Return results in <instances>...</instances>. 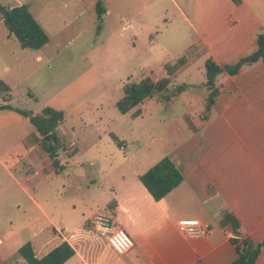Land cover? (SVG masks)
Returning <instances> with one entry per match:
<instances>
[{"label": "crops", "instance_id": "crops-1", "mask_svg": "<svg viewBox=\"0 0 264 264\" xmlns=\"http://www.w3.org/2000/svg\"><path fill=\"white\" fill-rule=\"evenodd\" d=\"M103 6L98 33L114 36L121 61L145 57L163 69L184 57L173 75L196 56L219 66L242 57L249 61L234 75L216 76L217 93L207 112L211 89L206 77L198 84L181 82L186 88L174 98L181 99L184 110L170 124L178 138L165 156L182 181L163 198L164 209L141 183L145 193L130 194L126 202L117 193L114 199L112 190L95 187L94 181L84 189L67 187L80 149L84 153L94 147L104 158L112 154L108 146L101 148L99 133L117 138L112 125L123 115L134 119L130 113L135 108L122 114L114 105L117 100L111 108L100 102L74 105L75 100L59 98L63 88H52L50 82L38 89L28 84L40 77H0L9 88L0 92V221L10 226L0 235V264H27L17 253L25 242L40 258L63 241L74 249L63 264H230L237 256L235 235L219 223L222 211L235 215L242 235L255 242L264 239V63L259 56L251 60L257 34L264 31V0H103ZM18 85L32 91L24 98L32 108L9 103ZM6 106L33 113L49 106L63 112L56 135L60 148L72 141L74 150L60 163L61 170L53 166L29 117ZM117 140V151H124L127 143ZM99 159H90L89 165ZM96 212L107 213L130 235L131 250L118 255L93 231L88 221ZM182 218L199 219L210 226L209 233L185 236L177 226ZM255 264H264V245Z\"/></svg>", "mask_w": 264, "mask_h": 264}, {"label": "rangeland", "instance_id": "rangeland-1", "mask_svg": "<svg viewBox=\"0 0 264 264\" xmlns=\"http://www.w3.org/2000/svg\"><path fill=\"white\" fill-rule=\"evenodd\" d=\"M18 4L28 5L49 39L38 51L21 48L13 36H7L0 18V77H40L28 81V84L38 89L50 82L52 88H63L59 98L75 100L74 105L80 101L89 104L100 102L104 108H111L122 95L121 87L126 80L138 81L145 76L157 80L167 75L159 65H149L150 61L145 57L125 61L116 58L122 52L115 50L117 40L108 31L99 34L96 29L95 0H0V5L4 7ZM38 55L40 59H37ZM171 77L174 84H198L205 77L201 57H194ZM206 83L209 82L206 80ZM111 87L115 89L114 93L109 92ZM27 93L32 94V91L18 85L9 103L25 109L32 108L24 102ZM138 108L141 112L137 117L130 119L123 115L111 127L117 138L127 143L126 149L117 151L112 134L100 132L101 148L108 146L112 154L104 158V154H98L93 147L84 152V157L81 148V157L74 159L70 167L74 175L71 182L66 179L67 187L84 189L90 181H94L95 187H101L106 192L112 190L114 199L117 193L123 202L130 194L145 193L136 175L171 150L178 137L171 131L170 124L181 116L184 105L178 98L163 101L147 98ZM3 113L0 112V115ZM94 157L100 159L90 166L89 161ZM9 228L8 224L0 221V235Z\"/></svg>", "mask_w": 264, "mask_h": 264}, {"label": "trees", "instance_id": "trees-1", "mask_svg": "<svg viewBox=\"0 0 264 264\" xmlns=\"http://www.w3.org/2000/svg\"><path fill=\"white\" fill-rule=\"evenodd\" d=\"M95 12L98 22L96 29L99 31L100 21L105 12L103 0H95ZM0 18L7 31V36H13L21 48L38 50L48 42V34L34 18L27 4H18L11 7L0 5ZM256 43V53L264 63V31L258 32ZM248 61L249 57H242L234 64L223 66L216 64L211 58H207L204 61L205 77L210 82L207 87L211 89L205 103V112L209 110L211 102L217 93L214 87L216 76L221 72L234 75L238 72L239 67ZM184 63L185 58L180 57L171 65L165 64L163 69L167 75L157 80H152L150 77L145 76L138 81L126 80V82H123L121 87L122 95L114 104L117 110L125 114L135 108L130 113V116L134 118L140 114L141 111L137 106L144 99L154 97L163 101L176 97L186 88V85L174 84L171 76ZM8 90L7 84L0 80V92H7ZM28 95L32 96L30 93ZM6 108L12 109L22 116L29 117L53 166L57 170H61L62 167L57 159L61 145L59 144L56 130L63 120V112L49 106L42 107L36 113L11 106H6ZM45 136L54 137L57 145H54L51 141L44 140L43 137ZM113 138L119 143L116 137L113 136ZM138 180L150 197L164 209L163 198L182 181V175L171 158L163 156L146 171L138 175ZM219 223L228 226L230 232L235 235L232 238V242L235 245L237 256L230 264H255L261 247L264 245V239L255 242L249 236L242 235L239 229L240 223L230 211L224 210L221 212ZM17 253L27 264H63L74 254V249L66 241H63L47 254L38 258L35 256L31 243L25 242L18 248Z\"/></svg>", "mask_w": 264, "mask_h": 264}, {"label": "built area", "instance_id": "built-area-1", "mask_svg": "<svg viewBox=\"0 0 264 264\" xmlns=\"http://www.w3.org/2000/svg\"><path fill=\"white\" fill-rule=\"evenodd\" d=\"M73 150L74 142L70 141L65 144L59 152V163H65L71 157ZM88 222L93 231L106 241L114 253L124 255L132 249L133 240L129 234L123 228L117 226L107 213L96 212L91 215ZM177 226L189 238H202L210 231V226L202 223L197 218L179 219ZM2 244L3 239L0 237V247Z\"/></svg>", "mask_w": 264, "mask_h": 264}, {"label": "water", "instance_id": "water-1", "mask_svg": "<svg viewBox=\"0 0 264 264\" xmlns=\"http://www.w3.org/2000/svg\"><path fill=\"white\" fill-rule=\"evenodd\" d=\"M258 58V54L257 53H254L251 57V60L255 61L256 59ZM210 83V82H209ZM1 108V107H0ZM44 140L46 141H51L52 143H54V145H57L56 143V139L54 137H48V136H45L43 137Z\"/></svg>", "mask_w": 264, "mask_h": 264}]
</instances>
